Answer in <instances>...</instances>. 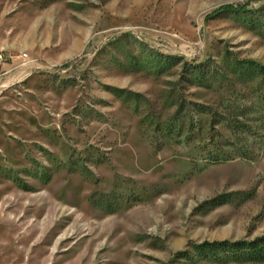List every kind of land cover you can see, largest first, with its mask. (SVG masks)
Returning <instances> with one entry per match:
<instances>
[{
    "label": "rangeland",
    "instance_id": "obj_1",
    "mask_svg": "<svg viewBox=\"0 0 264 264\" xmlns=\"http://www.w3.org/2000/svg\"><path fill=\"white\" fill-rule=\"evenodd\" d=\"M0 51V264H264V0H0Z\"/></svg>",
    "mask_w": 264,
    "mask_h": 264
},
{
    "label": "trees",
    "instance_id": "obj_2",
    "mask_svg": "<svg viewBox=\"0 0 264 264\" xmlns=\"http://www.w3.org/2000/svg\"><path fill=\"white\" fill-rule=\"evenodd\" d=\"M241 8H243V5H241V4H224L220 7H218L216 10H214L211 15H214V14H217V13H220L223 11L239 10ZM221 245H224V246H226V248H230V249H231V247H233L230 245V243H223Z\"/></svg>",
    "mask_w": 264,
    "mask_h": 264
},
{
    "label": "built area",
    "instance_id": "obj_3",
    "mask_svg": "<svg viewBox=\"0 0 264 264\" xmlns=\"http://www.w3.org/2000/svg\"><path fill=\"white\" fill-rule=\"evenodd\" d=\"M11 59V56L4 52V51H0V70L4 71L5 65L8 64L9 60Z\"/></svg>",
    "mask_w": 264,
    "mask_h": 264
}]
</instances>
